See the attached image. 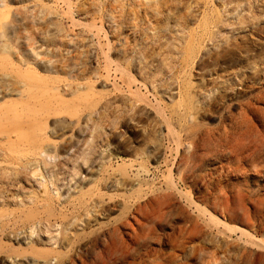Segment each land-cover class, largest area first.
Instances as JSON below:
<instances>
[{"label":"rangeland","instance_id":"obj_1","mask_svg":"<svg viewBox=\"0 0 264 264\" xmlns=\"http://www.w3.org/2000/svg\"><path fill=\"white\" fill-rule=\"evenodd\" d=\"M0 62V264H264V0H0Z\"/></svg>","mask_w":264,"mask_h":264},{"label":"bare ground","instance_id":"obj_2","mask_svg":"<svg viewBox=\"0 0 264 264\" xmlns=\"http://www.w3.org/2000/svg\"><path fill=\"white\" fill-rule=\"evenodd\" d=\"M3 63H1L0 62V70H2V68H3ZM1 93H2V91L0 90V95H1ZM23 95L24 96V94L22 93V91H19V95ZM5 95H3V97H4ZM35 98H37V94H35L34 96H32V97H29V100L28 101H26V102H21V103H30V102H32V100L33 99H35ZM5 114V115H4ZM25 125H26V122L23 120V118H22V115L19 113V112H17V110H16V107L15 106H12V107H10L9 109H6V112H4V113H2L1 111H0V133H3L4 134V137L5 138H8V140L9 141H12L13 139H15V138H21V137H23V135H24V133H25V129H26V127H25ZM169 179V178H168ZM198 210V209H197ZM162 215V214H161ZM163 216V215H162ZM159 218H160V216H158ZM157 217V218H158ZM156 219V218H155ZM163 218L161 217L160 219H157V220H162ZM229 225H231V224H229ZM182 226V225H181ZM236 227V226H235ZM239 229H241V230H243L244 232H245V230L246 229H244L243 227H240V226H237ZM142 229V228H141ZM147 229H149V228H147ZM150 229L152 230V228L150 227ZM150 229H149V231H150ZM142 231V230H141ZM146 231V230H145ZM148 231V232H149ZM243 231H242V233H243ZM138 234H136L135 236H136V238H138L139 237V235H140V233L139 232H137ZM142 233V232H141ZM152 233V232H151ZM246 233V232H245ZM141 235H143V236H141ZM140 236L142 237V238H144V237H147V236H149V234L147 233H142ZM152 235V234H151ZM103 238H104V244L103 245H105V249L103 250V251H105L107 254H110V255H113V254H121L122 255V259H125L126 257H127V252H129V251H127L128 249H130V246L133 244V243H131V242H134V241H131V240H133V238L130 240L131 242H127V240H124L123 239V237H122V231H121V227H114V228H111V229H109L105 234H104V236H103ZM153 238H154V236H153ZM169 238V237H168ZM135 239V238H134ZM146 239V238H145ZM135 240H137V239H135ZM144 240V239H143ZM143 240H140V241H142L143 242ZM151 240V239H150ZM139 241V240H138ZM140 241H139V243H140ZM131 243V244H130ZM136 244V243H135ZM144 244V243H143ZM134 245V244H133ZM140 246H141V244H140ZM134 248H135V245L133 246ZM139 247V246H138ZM143 247V246H142ZM102 248H104V246L102 247ZM101 248V249H102ZM141 248V247H140ZM100 249V250H101ZM131 249H133V248H131ZM130 249V250H131ZM136 249V248H135ZM134 249V250H135ZM143 249V248H142ZM49 250V249H48ZM99 250V251H100ZM133 250V251H134ZM136 250H138V249H136ZM45 251V250H44ZM44 251H42L41 250V252H43L44 254L46 253V254H48V253H52V251H50V252H48L47 253V251L46 252H44ZM54 251V253H55V251H57V250H53ZM98 251V252H99ZM132 251V252H133ZM38 252H40V251H38ZM40 252V253H41ZM130 253V252H129ZM97 254H99L98 256L100 257V259H101V251H100V253H97ZM135 254V253H134ZM102 255H105V253L103 254V252H102ZM129 255V254H128ZM131 255V254H130ZM116 256V255H115ZM135 256V255H134ZM108 257H111V256H108ZM118 257V256H117ZM128 257H130V256H128ZM132 257V256H131ZM138 257H140V255L138 256ZM43 258V257H42ZM46 258H47V256H46ZM45 258V259H46ZM107 258V257H106ZM116 258V257H115ZM119 258H120V256H119ZM48 259V258H47ZM56 260V261H59V262H62L63 260H62V257L59 255V254H57V255H52V257H51V259H50V261H47V263H49V262H52L53 260ZM100 259H98V260H100ZM109 259V258H108ZM118 259V258H117ZM127 259V258H126ZM130 259V258H129ZM135 259H136V257H135ZM102 260H104V259H102ZM102 260H100V262L102 261ZM106 260V259H105ZM105 260H104V263H105ZM110 260H111V258H110ZM113 260H116V259H112V261ZM134 260V259H133ZM140 260H142V258L140 259ZM124 261V260H123ZM130 261V260H129ZM153 261V260H152ZM84 263L83 264H85V261H83ZM87 262V261H86ZM108 262H111V261H108ZM126 262V261H125ZM131 262V261H130ZM133 262H135V260L133 261ZM138 262V261H137ZM93 263V262H92ZM95 263V262H94ZM103 263V261H102V264H104ZM129 263V262H128ZM127 263V264H128ZM143 264V261L142 262H139L138 264ZM87 264V263H86ZM89 264V263H88ZM96 264V263H95ZM98 264V263H97ZM106 264V263H105ZM129 264H131V263H129ZM132 264H134V263H132ZM135 264H137L136 262H135ZM154 264V263H153Z\"/></svg>","mask_w":264,"mask_h":264}]
</instances>
